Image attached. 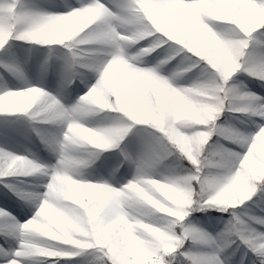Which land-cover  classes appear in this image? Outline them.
I'll list each match as a JSON object with an SVG mask.
<instances>
[{"label":"snow or ice","instance_id":"snow-or-ice-1","mask_svg":"<svg viewBox=\"0 0 264 264\" xmlns=\"http://www.w3.org/2000/svg\"><path fill=\"white\" fill-rule=\"evenodd\" d=\"M63 7L67 10L50 12L26 6L24 0H0V116L21 114L29 122H51L46 106L65 114L57 123L62 127L49 138L40 136L35 127L32 129L57 155L52 164L10 150L7 137L14 122H6L5 144L0 145V183L35 210L20 222L7 208H0V235L8 244L0 245V264H58L60 260L64 264H232L235 250L223 254V249L237 240L245 249L239 264H243L248 252L252 254L249 264H264V215L256 214L249 206L239 211L228 207L250 200L258 190L264 193V97L248 92L243 81L230 82L238 70L264 81V0H76L75 6L65 0ZM137 29H143L139 34L146 36L144 46L137 45L130 52L132 45L120 38L136 35ZM257 30L259 34L254 36ZM92 35L100 39L88 41ZM179 36L183 39L172 38ZM11 40L49 46L42 65L59 51L54 46L66 50L61 56V84L55 95L39 82L24 79L20 62L13 56ZM154 45L159 47L141 53L143 57L154 53V63L138 66L146 62L133 59L131 54ZM221 48L232 61L231 69L216 54ZM176 53H183V57L168 79L156 75L173 61ZM77 65L92 70L98 78L86 91L87 96L84 93L76 103L65 107L57 95L78 78ZM193 68L198 69L199 78L191 86L174 87L169 82ZM5 73L22 79L23 85L7 87ZM225 82L230 86L226 87ZM185 88L192 92L185 93ZM209 90L224 100L223 108L251 113V129L235 130L226 137L236 148L221 145L219 136L207 146L209 139L206 143L196 140L212 133L215 127L211 121L202 122L205 116L201 108L218 101L205 102L201 98L198 104L196 99ZM226 94L229 98H225ZM86 102L98 105L93 113L113 110L118 115L107 117L104 126H89L82 122L84 117L75 115ZM131 122L158 130L135 153L118 145L133 127ZM77 124L108 137V149L119 148L120 160L111 167L109 180L125 162L135 166L134 174L119 186L72 175L84 187L60 194V203L53 208L56 184L66 171L64 161L75 151L70 138ZM204 126L206 130H201ZM216 131L223 135L222 129ZM20 157L44 170L46 181L36 185L43 186L44 191L17 187L7 180L19 175L7 165ZM168 157L176 168L165 174L155 166ZM184 160L190 167L180 163ZM240 178L248 190L246 198L231 203L228 189ZM160 185L166 187L162 190ZM129 197L138 201L141 211L128 208ZM217 206V210H227L229 217L215 237L203 231L194 235L195 228L182 223L187 222L192 211ZM256 207L264 213L259 203ZM42 208L47 222H41ZM177 212L183 214V219H178ZM30 221L37 227L29 239L22 225ZM225 232L231 238L223 245L215 244ZM9 239L16 240L14 248ZM195 239H205L215 246L185 247V241ZM89 255L91 260L73 259Z\"/></svg>","mask_w":264,"mask_h":264},{"label":"trees","instance_id":"trees-1","mask_svg":"<svg viewBox=\"0 0 264 264\" xmlns=\"http://www.w3.org/2000/svg\"><path fill=\"white\" fill-rule=\"evenodd\" d=\"M24 3L26 6L29 7H35L40 9H45L50 12H62L66 11L63 7L65 0H24ZM67 3L76 5V0H67ZM224 24H227L228 22H221ZM259 30L257 32H254V36H258ZM264 38V37H261ZM146 39V38H145ZM144 40V39H143ZM143 40H140L137 45L144 46ZM175 44V42H171ZM12 50H13V56L16 54L18 55L22 60H24L30 70V72L37 76V82L43 83V85L54 88L56 86V83L59 82V88L61 84V73L60 78L59 75L56 73V64L54 57L49 60V62L46 65H43L40 69V71H37V58L39 56H42L43 53H45L49 46H41L38 44H35L34 42H23L18 40H11L10 41ZM249 47H251V42ZM87 51V49H86ZM156 51H159L157 48ZM186 51V50H185ZM99 54V53H95ZM190 56H194V54H189ZM153 54H150L148 56L142 57L143 60L149 62H154L153 60ZM181 57L174 56L173 61H169L168 65H165L163 69H172L175 70L176 63L181 62ZM83 59V58H82ZM186 63V61H184ZM3 69H0V72H2ZM8 74H4L7 76ZM11 76V75H8ZM77 77L73 80L72 84L68 85L62 92L61 95H59L62 100H64L68 105H73L77 102L78 97L80 96L79 92L80 89L84 84L87 82H93L95 79H97V74L93 72L92 70L77 65ZM199 78V71L196 68H193L191 72L188 73H182L178 77V81L181 84L184 85H192V82L196 81ZM60 79V81H59ZM243 81V84L246 85L247 91L257 94L260 97H264V81L259 80L253 76L248 75L244 71L238 70L233 77L230 78L231 84H237L238 82ZM225 86L228 87L229 82H225ZM239 91V89H238ZM244 101H241L243 103ZM250 103L253 106L259 107L258 104H256L255 101H250ZM118 115V113L114 112L113 110H101L97 113H91L87 116H85L82 120V122H85L86 124H97L99 126H104L106 123L107 117H114ZM122 115V114H119ZM250 112H239V111H229L227 107L223 108L221 110L220 115L218 116L217 120L214 122V129L212 131V138H209V141L206 143V146L208 143H212L217 139L219 136L220 141H229L226 137L228 134H230L227 131V123L228 118H234L237 122L238 130L240 129H251L253 125L250 122ZM255 116H251V119H255ZM227 119V122L225 123L224 120ZM6 122H14L13 125L9 127L8 132V145L14 147L18 151H29L31 154L36 156L41 162H48V158L51 157L50 150L47 148V145L41 140V138L37 135L36 132H34L32 129L33 127L36 128L37 132L40 133V136H43L45 138H48L53 133V126L54 122H48V121H31L29 122L28 119L21 114L17 115H7V116H0V143L5 144V125ZM133 124V127L129 130V132L125 135L124 139L122 141L118 142L119 148H121L125 143L129 141V139L132 136V132L134 129L138 127V125L134 122H131ZM145 128V132L151 139V134L153 132L158 133V130L152 129L151 125H143ZM207 126H204L206 130ZM216 128L223 130V135L218 133L216 131ZM210 134V135H211ZM119 148L114 147L106 150H99L96 149V153H98L97 157L95 158L94 162L84 166L82 168V172L80 175L84 176L85 178L89 180H93L94 182H99V175L100 170L102 168H105L108 164L116 162L118 163L120 160V152ZM114 160V161H113ZM181 164L184 166L190 167L188 165V162L186 160L181 161ZM124 164H120L119 169L116 171L118 173H121L124 171ZM156 169L158 171L164 172L167 174V171L169 169H175L176 164L172 161L171 157H168L164 160H161L159 163L156 164ZM182 174V173H181ZM8 181L15 184L17 187L21 188H31L35 191H40L41 187H36V185L39 184V182H43L45 178L42 175L39 174H32L28 176H22L18 175L15 177H9L7 178ZM25 182V183H21ZM261 196H264V193L257 191L250 200L243 202L241 205L232 206V208H235L237 210L243 209L245 206H249L253 212H255L258 215H264V213L260 212V208L256 207V204L259 203L261 207H264V200L261 199ZM256 202V203H253ZM0 204L2 205L1 208H11L16 209L19 211L20 216L24 218V220H27L30 218L34 213V208L31 205L26 204L24 201L20 200L17 196H15L11 191H9L8 188L4 186L3 183H0ZM231 208V207H230ZM221 216H228L229 213H223V212H214L212 210L208 211H201V212H194L192 211L190 215L186 218V223H184L185 227L189 228H195V233H199L201 231H204V228L202 226L208 227L212 231H216L217 233L221 232ZM223 218V217H222ZM231 238V235L227 232L223 234L221 237L222 243L220 245H223L225 241ZM13 239H9V242H12ZM0 242L6 246L7 243H5V237L0 235ZM189 244H192L193 246L197 248H212L214 246L213 243L208 242L205 239H195V240H188L185 241V247H188ZM239 245V247H237ZM8 246V245H7ZM231 256V262L232 264H239L237 262L236 256L237 254L241 253L243 254L245 249L242 244H240L239 240H237L235 243L231 244L230 247H226L223 249V254L233 253ZM97 254H99L97 252ZM252 254L248 252L246 256H244V261L248 260L249 257H251ZM88 259L91 260L92 256H86ZM74 260H77V258H73ZM237 262V263H236ZM58 264H64L63 260H60ZM173 264H177V261H173Z\"/></svg>","mask_w":264,"mask_h":264},{"label":"clouds","instance_id":"clouds-1","mask_svg":"<svg viewBox=\"0 0 264 264\" xmlns=\"http://www.w3.org/2000/svg\"><path fill=\"white\" fill-rule=\"evenodd\" d=\"M143 32V29H137L136 35H130L127 37H121V40H124L127 44L132 45L138 43L140 40H143L146 38L145 35H141L139 33ZM150 35V33H149ZM174 40L179 41L183 39L182 36L179 37H172ZM100 39V36L98 35H92L87 38L88 41H97ZM123 47V45H121ZM156 47H159V45H154L151 48L145 47L143 49H140L137 53H132L133 59L141 60L143 55L141 53L146 54L149 51H154ZM213 48L215 46L213 45ZM217 56H222L224 58L225 66L230 68L232 67V61L230 57L228 56L227 52L221 48L216 50ZM128 63H131V61H128ZM156 75H159L156 73ZM163 79L167 80V77H163ZM92 91L91 89L89 90ZM192 89L185 88V93H191ZM88 94L86 93L85 96ZM201 98L205 102H211V101H218L217 104L211 106V107H204L201 108V111L203 112L205 119L202 121L204 123H207L208 121H211L213 124L215 122V119L218 115V113L223 109L224 100L217 97L213 91L209 90L203 93H200L197 95V103H200ZM225 98H229L228 94L225 95ZM232 99H237V97L233 96ZM98 105L96 103L92 102H86L80 105V107L76 110L75 115L80 117H85L91 113L94 112V109L97 108ZM46 111L48 113L47 119L51 122L59 123L64 118V113L58 109L53 107H47ZM210 134L202 135L196 138L198 143H206L207 139L210 138ZM71 146L75 150L74 154L70 157H68L64 161V168L66 169L65 173L62 174L55 187V195L52 197V199L55 201V203L52 205L53 208H55L59 203L60 200L57 199V197L60 194L66 193V192H77L79 189L83 188L84 185L77 184L71 177L72 175H80L82 172V168L84 166H87L94 162L95 158L97 157L96 149L99 150H106L108 149V145L110 143L108 137H106L103 134H100L92 129H89L88 127L84 125L77 124L73 128V133L70 138ZM2 163V162H0ZM13 173L19 174V175H32V174H39L43 175L44 170L40 167H34L33 163L26 158L20 157L17 158L15 161L11 162L7 165ZM161 189L163 190L166 186L160 185ZM147 190V189H145ZM247 187L244 183V180L242 178L237 179L230 185L228 192L231 197V203H236L244 198H246L247 195ZM149 203H154L153 201L149 200ZM128 208L132 211H141V207L138 203V201L134 197H129L128 199ZM178 219H183V214L177 212L176 213ZM41 222H47V215L44 213L43 208L41 209ZM37 227V224L35 222H27L25 225H22V228L25 229L24 235L26 238H31L32 230H34Z\"/></svg>","mask_w":264,"mask_h":264},{"label":"rangeland","instance_id":"rangeland-1","mask_svg":"<svg viewBox=\"0 0 264 264\" xmlns=\"http://www.w3.org/2000/svg\"><path fill=\"white\" fill-rule=\"evenodd\" d=\"M175 44H176V42H175ZM54 47H56V48L59 49V51L56 52L54 58H55V64H56L55 71L59 75V78H60V74L59 73H61V71H62V59H61V56H62V53L64 51H66V50L63 49V47L62 46H59V45H56ZM177 47L182 48V46H180V45H177ZM136 48H137V44H132V48H131L130 52H134L136 50ZM45 53H43L42 56H39L37 58V67H38L37 69H41V67L43 66L42 65V61L44 60ZM174 56L181 57V56H183V53H176ZM14 58L17 59L20 62L21 72H22V75H23L24 79H27V80L31 81L32 83H37L35 81V80H37V78H34L30 74L29 69H28L27 65L25 64V62L18 55H14ZM141 61L146 62V63H139L138 66H151L153 64V62L152 63L151 62L148 63L147 61H145L143 59H141ZM171 71H172L171 68L170 69H167V70L166 69H161L160 71H158V74L168 78L169 72H171ZM59 81H60V79H59ZM5 82H6L7 87H9V88H16V87H20V86L23 85V80L22 79L17 84V82H15V79L12 78V77H6L5 78ZM169 82L170 83H173V86L174 87H180V86L187 87V86H189V85L181 84L178 81V78L176 79L175 82H173V80H171V79L169 80ZM92 83L93 82H87L86 84H84L82 86V88L80 89V93L79 94L82 95V94L86 93V91L89 89V87L92 85ZM56 84H58V83H56ZM58 86L59 85H56L54 87L55 89H53V88L52 89H47L46 86H43V87L46 88L49 92H51L52 94L55 95L56 94V90L59 88ZM57 99H59L61 101V103L64 104L65 107H70L64 100H62V98L59 95H57ZM226 118L228 119L227 131L229 133H231L232 131L238 130V126H237L236 120L234 118H228V117H226ZM227 119L224 120L225 123L227 122ZM134 123H136L138 125V127L133 130L132 136L129 139V141L127 143H125V145H123L121 147V148H123V147L126 146L127 149H128V151L133 152V153H135L136 151H138L140 149L141 145H146L147 142L150 140L149 136L145 132V128L143 127V125H140L137 122H134ZM88 125L89 126H94V127L99 126V125H96V124H93V125L88 124ZM61 127L62 126L60 124H57V123L54 122L53 133H52L51 136L55 135L60 130ZM201 130H205V129H201ZM51 136H49V137H51ZM210 137L211 138L213 137L212 134L210 135ZM220 144L223 145V146L229 147V148H236L237 147L230 140H229V142L220 141ZM0 145H4V144H1L0 143ZM7 147L10 150H12V151L17 152V150H15L14 148H12L8 144H7ZM48 148L50 150V155H51V158H49V164L55 163L56 162V159H57V155L55 153H53V151L51 150L50 147H48ZM237 150H239V149H237ZM24 153L29 154L26 151ZM115 164H116V162L110 163V165L108 164V166L105 169H102L101 170L100 177H103V180H100L101 182H109L112 186H119V185H122L123 183L127 182L129 179L132 178V176L134 174L135 166L129 164L128 162H125V164H124V171L121 172V173L116 172L115 173V178L112 179V180H109V171H110L111 167L114 166ZM46 179L47 178L45 177V181H46ZM117 181L119 182V184L117 183ZM42 183H40L39 185H42ZM40 187L42 189L41 192L44 191V187L43 186H40ZM1 206L2 205L0 204V208H1ZM218 207L219 206L213 207V208H207V209H204V210H201V211L212 210L214 212H219L220 211V212H223V213H229L227 210H217ZM228 207L229 208L230 207L232 208V206H228ZM233 209L236 210V211H239V210H237L235 208H233ZM7 211L8 212H11L12 215L15 216L18 221H20V222L26 221V220H23L21 218L20 213H19L18 210L8 208ZM201 211H194V212H201ZM227 219H228V216H221V227L222 228H224L225 221ZM202 228H204V230L206 231V234H211L213 237H215L216 234H217L214 231L211 232V230L208 227H206L205 225L202 226ZM9 243L12 245L13 248L16 246V240L15 239L12 242H9ZM220 243H222V239L221 238L215 241V244H220ZM0 245H3V244L0 243ZM7 245L5 247H7ZM241 256H242L241 253L237 254V256H236L237 262H240ZM80 259H87V258H85V257H83V258L77 257V260H80ZM244 264H249V259L246 260V261H244Z\"/></svg>","mask_w":264,"mask_h":264}]
</instances>
